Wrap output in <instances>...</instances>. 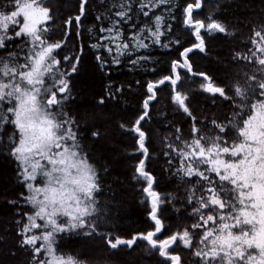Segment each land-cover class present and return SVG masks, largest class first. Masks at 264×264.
Segmentation results:
<instances>
[{"label":"snow or ice","instance_id":"obj_1","mask_svg":"<svg viewBox=\"0 0 264 264\" xmlns=\"http://www.w3.org/2000/svg\"><path fill=\"white\" fill-rule=\"evenodd\" d=\"M88 2L78 0L76 14L60 26L66 29L61 31L64 39H53L61 19L58 5L48 0H0V152L16 162V179L25 189L6 201L9 214L18 217L15 247L26 257L23 264H84L62 251L66 237L69 243L72 237L99 238L111 250H131L142 240L161 264H186L181 255L185 249L196 264H264V19L245 25L251 33L242 42L246 51L216 60L224 71L215 75L213 70L195 71L189 57L194 49L208 51L202 30L228 33L215 18H196L194 10L202 8L201 0L183 7V25L194 38L188 47L179 38L165 43L178 10L172 0H111L107 15L96 17L101 26L90 29L97 31V42L90 47L106 51L107 56L95 57L101 69L121 64V58L132 67L156 63L150 53H141L179 46L169 74L147 81L140 114L126 129L136 134L137 151L149 155L143 122L150 118V105L161 86H171V102L191 121L187 136L182 125L169 123L168 133L159 140L166 171L179 178L175 193L162 195L158 178L145 167L146 159H138L133 179L146 181L142 192L152 230L121 238L98 231L107 219V206L97 199L103 165L93 162L95 143L87 141H98L102 133L94 121L81 124L82 111L87 114L89 109L76 104L71 83L83 66L84 47L62 58L58 51L66 47L73 24L77 38L82 35ZM160 8L164 12L155 15ZM141 17L150 22H141ZM239 34L231 33L233 38ZM17 40L22 43L15 45ZM197 77L202 82L196 92L181 90L185 79ZM205 93L213 107L220 100L230 112L198 119L192 96ZM107 98L115 97L109 91ZM104 104L101 97L98 106ZM169 209L192 223L165 236L162 214Z\"/></svg>","mask_w":264,"mask_h":264},{"label":"trees","instance_id":"obj_2","mask_svg":"<svg viewBox=\"0 0 264 264\" xmlns=\"http://www.w3.org/2000/svg\"><path fill=\"white\" fill-rule=\"evenodd\" d=\"M110 2L111 0H89L86 15L82 17V35L77 38V27L73 24L72 34L67 38L66 47L58 51L61 53V58L63 55L78 50L81 45L85 51L83 66L78 73L73 74L71 83L75 85L73 96L76 104H86L89 109L87 114H83L82 111L81 124L85 120L94 121L102 133L98 141H87L90 145L95 143V150L91 153L93 162H98V166L105 164L99 169L102 177V191L97 199L107 206L106 212L108 213L107 219L101 222L98 231L105 235L111 233L112 236L130 238L134 234L152 230L153 224L147 217L148 203L142 199V204L139 203V198L142 197L139 192L144 182L133 179L135 165L143 156L141 153H135L137 151L136 134L127 132L126 129L131 127L140 114L142 102L146 98L147 81H155L169 74L170 61L177 58L179 46L173 44L170 48L155 47L149 49L148 52L141 53L143 55L150 53L151 59L156 63L132 67L128 60L121 58V64L101 69L95 57L97 54L107 56V53L103 49L97 52L96 49L90 47L91 44L97 42V31H90V29L98 30L101 26V22L96 17L102 14L107 15L105 9ZM188 2L195 3V0H172L178 10L175 11V21H171L172 34L167 37L165 43L175 40V37L179 38L185 47L194 42L191 30L183 25V7ZM48 3L58 5L61 14V19L56 21L57 31L51 35L53 39H64L61 31L66 29H61L60 26L69 15L76 14L78 0H48ZM201 3L202 8L194 10L196 18L205 20L209 17L215 18L225 24L228 33L206 34L202 31L208 51L201 53L198 49H194L189 57L195 71L213 70V74L220 75L223 74L224 68L217 65L215 61L222 60L235 51H246L242 42L247 41L251 33L245 25L264 19V0H201ZM163 12L164 8H160L155 11V15ZM141 22L150 21L141 17ZM169 22L170 18H166L165 25ZM233 32L240 34L233 38L231 35ZM21 43L22 41L17 40L15 45ZM15 45L9 44V48ZM0 54H3L2 50ZM153 69H155L154 72ZM137 81H140L143 87L138 86ZM201 82L198 77L185 79L181 90L190 93L193 90L197 91ZM118 88H122L123 91L118 93L116 91ZM109 91L114 94V99L107 98ZM170 92V85L160 87L157 91V99L150 105V118L143 122V128L149 134L147 141L149 155L146 157L145 167L158 178L157 190L162 195L175 193L179 178L166 171L167 164L159 156L162 148L159 142L160 137L168 133L169 129L166 125L169 123L173 126L182 125L185 136L191 127V121L186 116L169 107L167 100L168 96L170 98ZM101 97H105V104L98 106ZM208 98L203 95L201 97L192 96V107L196 109L197 117L196 113L201 110L207 115L199 113L200 116L208 117L222 116L224 112H230L229 105L217 100V106L213 107L212 100ZM170 105L173 108V104L170 103ZM120 124H124L125 128H121ZM209 130L205 129V131ZM10 132L11 129H9ZM16 167L14 160L0 152V264H23L26 259L24 254L15 247L17 239L14 221L18 217L10 215L6 207V201L15 199L25 191L16 179ZM106 168H108V175H104ZM180 191L183 192V189L181 188ZM162 218L166 229L165 236L176 231L178 227L192 223L191 220L177 216L170 209L163 212ZM71 239L72 242L69 243L68 238H65L62 251L84 261V264H161L158 254H150L146 250V242L142 240L138 241L131 250L123 246L117 250H111L99 238L86 241H81L76 237ZM177 250L179 251V248ZM13 252L16 253L15 256L12 255ZM181 255L186 264H196L187 249L183 250Z\"/></svg>","mask_w":264,"mask_h":264},{"label":"bare ground","instance_id":"obj_3","mask_svg":"<svg viewBox=\"0 0 264 264\" xmlns=\"http://www.w3.org/2000/svg\"><path fill=\"white\" fill-rule=\"evenodd\" d=\"M206 33V32H205ZM206 34H208V33H206ZM177 37H175V39H176ZM174 41V40H173ZM192 92H196V91H192ZM204 97H206V98H208L209 97V95H206V93L205 94H202ZM194 96H199V97H201V95H194ZM209 99V98H208ZM168 103H169V107L173 110V109H176V110H178V108H177V106L176 105H174L171 101H170V98H169V96H168ZM170 101V102H169ZM170 103H172L173 104V108H172V106L170 105ZM178 112H180L181 114H183L181 111H179L178 110ZM199 113H203V114H205V115H207L206 113H205V111H203V110H201V111H198L196 114H198V119H200V120H203L204 119V115L203 116H200V114ZM184 115V114H183ZM185 116V115H184ZM135 153H139L138 151H136ZM142 158H145L146 159V157H142ZM137 164V163H136ZM135 172V171H134ZM135 174V176H136V173H134ZM139 195H141L142 197H144V193L142 192V189H140V192H139ZM147 217H148V215H147Z\"/></svg>","mask_w":264,"mask_h":264},{"label":"rangeland","instance_id":"obj_4","mask_svg":"<svg viewBox=\"0 0 264 264\" xmlns=\"http://www.w3.org/2000/svg\"><path fill=\"white\" fill-rule=\"evenodd\" d=\"M213 33V32H212ZM105 164H103V166H104ZM108 168H106V170H107ZM142 182H144V186L146 185V181H142ZM146 200L147 201V197H146V195H144V197H140L139 198V203H141L142 204V200ZM145 202V201H144ZM108 213V212H107ZM115 237V236H114ZM121 238H123V237H121ZM75 257V256H74ZM87 264H91V263H87ZM94 264H96V263H94Z\"/></svg>","mask_w":264,"mask_h":264},{"label":"water","instance_id":"obj_5","mask_svg":"<svg viewBox=\"0 0 264 264\" xmlns=\"http://www.w3.org/2000/svg\"><path fill=\"white\" fill-rule=\"evenodd\" d=\"M206 30V29H205ZM207 31V30H206ZM149 218V217H148ZM150 219V218H149Z\"/></svg>","mask_w":264,"mask_h":264}]
</instances>
